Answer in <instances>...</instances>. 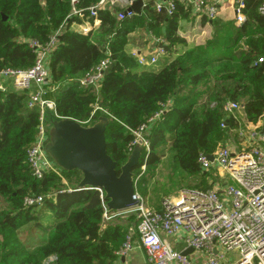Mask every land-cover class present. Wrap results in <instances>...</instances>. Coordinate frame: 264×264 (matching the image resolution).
<instances>
[{"label":"trees","instance_id":"1","mask_svg":"<svg viewBox=\"0 0 264 264\" xmlns=\"http://www.w3.org/2000/svg\"><path fill=\"white\" fill-rule=\"evenodd\" d=\"M243 1L241 24L216 17L209 21L210 36L187 46L176 34L179 17L189 14L181 4L167 15L149 0L140 13L123 19L116 17L117 9L101 8L98 27L81 34L69 25L82 18L65 19L69 0H0V69L31 66L35 53L28 40L46 42L60 28L48 56L45 97L55 101L62 118H89L85 126L107 119L105 148L117 173L130 152L132 131L161 109L143 132L148 150L132 168L136 191L145 201L149 178L140 167L156 165L165 151L175 169L208 175L197 164L198 153L224 146L240 125L236 111L223 109L226 102L241 105L249 123L264 117V17L258 12L263 0ZM95 2L77 0L76 6L84 9ZM138 29L168 42L171 56L158 69L138 66L126 52L129 34ZM178 44L184 48L175 51ZM106 55L111 64L97 90L80 86L77 79ZM26 102V94L14 88L0 90V264H112L135 215L125 223L105 221L103 196L95 188L77 187V169L60 168L65 183L52 172L33 176L26 149L35 138L37 108ZM183 187L205 191L211 184ZM26 195L43 199L25 206ZM161 198L153 209H161Z\"/></svg>","mask_w":264,"mask_h":264},{"label":"built area","instance_id":"2","mask_svg":"<svg viewBox=\"0 0 264 264\" xmlns=\"http://www.w3.org/2000/svg\"><path fill=\"white\" fill-rule=\"evenodd\" d=\"M134 1L96 0L83 9L76 6L77 0H69L70 11L65 19L74 16L82 18L81 22L72 21L69 28L87 34L99 25L96 18L99 9H117L115 14L118 19L130 18L137 14L130 8ZM141 1L142 9L147 0ZM225 1L227 0H153V6L156 11L164 10L167 15H172L178 11V4H181L184 9L209 22L217 17ZM231 3V22L237 26L245 19L242 11L244 1L232 0ZM84 10H87V15H84ZM258 12L264 17V0L259 5ZM59 31L60 28L43 43L36 39L28 40V46L35 53L33 64L27 68L0 69V90L6 89L3 82L9 80L15 90L26 94L27 107L37 108L35 138L26 149V161L33 176L41 178L44 173L52 172L61 176L65 183L60 168L45 151L51 121L62 118L56 113L55 101L45 97V84L49 77L48 56L56 44ZM147 33L151 41L147 52L135 48L126 52L138 66L155 68L170 58L171 54L166 49L168 42L163 36L154 35L149 30ZM261 61V57L256 60ZM110 64L109 55L101 58L77 79L79 85L97 90L103 73ZM223 109L233 112L242 109V106L236 102H226ZM161 111H156L132 131L129 151L137 144L142 150H148V140L143 132L147 124L159 117ZM88 121L89 118L78 122L84 125ZM237 135L246 145L236 150L222 146L212 153L199 152L197 155V164L202 171L222 169L227 176L225 185L215 183L205 191L179 189L175 196L163 198L161 209L155 210L148 207L136 191L134 178L133 198L136 203L129 208L133 209L131 211L136 223L127 227L116 255L126 254L132 248L134 239H137L144 249L146 264H193L189 255H183L171 245L168 240L170 237L180 241L184 248L191 247L193 251L203 254V264H222L227 260L228 253L234 254L229 264H264V129L253 127L244 132L240 128L237 129ZM208 154L212 155V160H209ZM140 168L142 170L144 164ZM97 190L102 197V190ZM42 199V195H26L23 204L37 205ZM103 208V219L109 218L112 213L108 212L105 203Z\"/></svg>","mask_w":264,"mask_h":264},{"label":"water","instance_id":"3","mask_svg":"<svg viewBox=\"0 0 264 264\" xmlns=\"http://www.w3.org/2000/svg\"><path fill=\"white\" fill-rule=\"evenodd\" d=\"M141 6L142 1L135 0L130 8L140 13ZM106 124L105 117L88 126L69 117L52 120L45 151L59 168L80 171L78 188L101 189L107 209L122 211L136 203L132 168L138 164L142 147L139 144L133 147L117 173L116 163L105 148ZM208 158L212 160V155L208 154ZM192 251L186 247L181 253L188 255Z\"/></svg>","mask_w":264,"mask_h":264},{"label":"crops","instance_id":"4","mask_svg":"<svg viewBox=\"0 0 264 264\" xmlns=\"http://www.w3.org/2000/svg\"><path fill=\"white\" fill-rule=\"evenodd\" d=\"M231 2L232 0H227L221 5L217 18H221L222 20H226V21L227 20L232 21L233 9H232ZM183 10L189 11L188 9H183ZM210 32H211V29H210L209 22L206 21L204 17L197 16L193 14L191 11H189V14L187 16H181L178 19V27H177L176 34L182 39H184L185 44L187 46L200 44L204 42L210 36ZM150 47H151V41L147 33V30L138 29L129 34V39L125 46V49L127 51V50L135 48V49L140 50L141 52H147ZM183 48L184 47L181 44H178V46L174 47L175 51H180ZM160 66L161 64L159 65V67ZM3 83L4 85H11V81L9 80L4 81ZM5 88L7 89L6 86ZM238 118L240 121L239 122L240 125L238 129L242 128L243 124L244 126L248 127V129H251L253 127L264 129V117L255 124L245 121L243 112H242V117L240 116ZM218 171L221 172V169H219ZM220 175L222 179L227 180V176L225 175V173H224L225 176H223L222 174ZM215 183H218L217 180L213 182V184ZM163 198H166V197H163ZM163 198H161V201L163 200ZM168 240L174 248L180 251L184 249V246L180 241L174 238H170V237L168 238ZM188 255L191 258L193 264H203L205 260V256L199 252L192 251ZM226 256H227V260L224 261L222 264H229L234 254L228 253ZM112 264H146L145 252H144L143 247L139 243V241L137 239H134L132 248L124 255H116V258L114 259Z\"/></svg>","mask_w":264,"mask_h":264},{"label":"rangeland","instance_id":"5","mask_svg":"<svg viewBox=\"0 0 264 264\" xmlns=\"http://www.w3.org/2000/svg\"><path fill=\"white\" fill-rule=\"evenodd\" d=\"M155 68L158 69L159 66ZM4 86H6L7 89L13 88L11 85ZM242 112L243 111L241 109H238L236 110L235 115L242 117ZM241 129L246 132L248 127L244 126L243 124ZM242 143L243 142L241 141L240 137H238L237 132L235 136L234 131H232L229 138L224 142V146L236 150L237 148L246 145V143L243 145ZM143 170L146 171V176L149 178L147 185L149 194L147 200L145 199V203L150 208L154 207L162 196H175L178 193L180 187L183 185L195 188V186L200 187V185L205 184V182L211 184L212 186L213 182L216 180L219 185H225L227 183L226 180L222 179L220 175L222 174L225 176L222 169L221 172L218 171L219 169H212L209 171L208 175H187L178 169H175L172 167L169 160V154L166 151L160 156V159L156 165L151 166L148 170L144 167L142 171ZM131 210L133 209L127 208L122 211H114L109 218H104V220H113L125 223L128 216L134 214Z\"/></svg>","mask_w":264,"mask_h":264}]
</instances>
